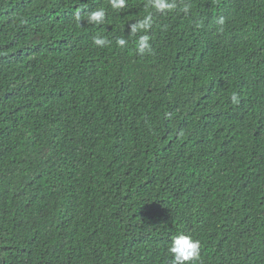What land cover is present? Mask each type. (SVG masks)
Returning <instances> with one entry per match:
<instances>
[{
  "label": "trees",
  "instance_id": "obj_1",
  "mask_svg": "<svg viewBox=\"0 0 264 264\" xmlns=\"http://www.w3.org/2000/svg\"><path fill=\"white\" fill-rule=\"evenodd\" d=\"M157 2L0 0V264H264V0Z\"/></svg>",
  "mask_w": 264,
  "mask_h": 264
},
{
  "label": "clouds",
  "instance_id": "obj_2",
  "mask_svg": "<svg viewBox=\"0 0 264 264\" xmlns=\"http://www.w3.org/2000/svg\"><path fill=\"white\" fill-rule=\"evenodd\" d=\"M124 4H125V0H113V7L115 8H122L124 7ZM154 6L158 9H164V8L171 9L174 7L173 4L164 3L162 2V0L161 2H157ZM103 16H104L103 11L97 10V11H93L92 13H90L88 18L90 21L99 22L103 19ZM79 18H80L79 15H77L76 19L79 20ZM221 23H223L222 20H221ZM147 24H148V20L146 19L143 22V24L140 26L146 27ZM148 40H149V37L147 35L142 36L140 38L138 50L141 53H143L145 49H149V45L147 43ZM94 43L97 45H103L105 41L103 39L97 38L94 40ZM117 43L119 45H124L125 41L123 39H120L117 41ZM235 100H236V97L233 96V101L235 102ZM54 110L57 111L58 109L55 108ZM200 246H201L200 241L198 239H193L190 236L180 234L176 237H173L172 242L168 249L169 253L172 256V264H193V262L198 261Z\"/></svg>",
  "mask_w": 264,
  "mask_h": 264
}]
</instances>
